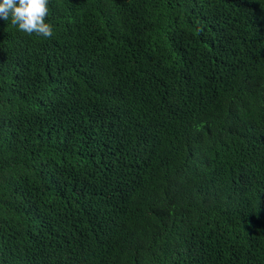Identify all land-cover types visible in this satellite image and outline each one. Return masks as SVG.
<instances>
[{"label":"trees","instance_id":"1","mask_svg":"<svg viewBox=\"0 0 264 264\" xmlns=\"http://www.w3.org/2000/svg\"><path fill=\"white\" fill-rule=\"evenodd\" d=\"M0 20V264H264V0H49Z\"/></svg>","mask_w":264,"mask_h":264},{"label":"clouds","instance_id":"2","mask_svg":"<svg viewBox=\"0 0 264 264\" xmlns=\"http://www.w3.org/2000/svg\"><path fill=\"white\" fill-rule=\"evenodd\" d=\"M48 5L49 0H0V20H10L25 34L51 38L53 27L46 22Z\"/></svg>","mask_w":264,"mask_h":264}]
</instances>
